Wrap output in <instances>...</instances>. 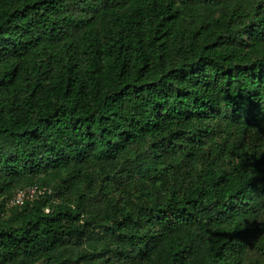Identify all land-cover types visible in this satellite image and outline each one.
<instances>
[{
	"label": "trees",
	"instance_id": "obj_1",
	"mask_svg": "<svg viewBox=\"0 0 264 264\" xmlns=\"http://www.w3.org/2000/svg\"><path fill=\"white\" fill-rule=\"evenodd\" d=\"M0 264H264V0H0Z\"/></svg>",
	"mask_w": 264,
	"mask_h": 264
},
{
	"label": "built area",
	"instance_id": "obj_2",
	"mask_svg": "<svg viewBox=\"0 0 264 264\" xmlns=\"http://www.w3.org/2000/svg\"><path fill=\"white\" fill-rule=\"evenodd\" d=\"M50 189L40 187L39 185H30L15 190L14 194L8 199L7 207L24 205L26 202H33ZM49 209H47L48 211Z\"/></svg>",
	"mask_w": 264,
	"mask_h": 264
}]
</instances>
